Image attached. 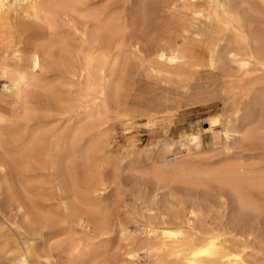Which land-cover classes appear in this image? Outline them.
<instances>
[{
	"label": "bare ground",
	"instance_id": "obj_1",
	"mask_svg": "<svg viewBox=\"0 0 264 264\" xmlns=\"http://www.w3.org/2000/svg\"><path fill=\"white\" fill-rule=\"evenodd\" d=\"M128 4L0 0V264H264V0ZM191 35L211 40L182 53ZM182 54L208 61L182 89L154 83L155 111L130 108L132 72ZM211 95L214 117L173 135L184 154L113 158L116 124Z\"/></svg>",
	"mask_w": 264,
	"mask_h": 264
},
{
	"label": "rangeland",
	"instance_id": "obj_2",
	"mask_svg": "<svg viewBox=\"0 0 264 264\" xmlns=\"http://www.w3.org/2000/svg\"><path fill=\"white\" fill-rule=\"evenodd\" d=\"M99 1L97 0V2ZM110 3L112 13L123 14L124 12V14H129V11L127 12V6L129 5L127 3V0H110ZM125 7H127V9ZM181 7L183 10L185 9L184 4L181 5ZM154 16L149 17L150 26L148 27L151 28V32L149 31L150 29H148L146 30V34L147 31L152 34L155 30H157L160 36V33H162L165 28L169 26L168 20L166 14H156V16ZM150 33L147 35H156L155 37H159L155 32V34L153 33L152 35H150ZM165 33L166 31L163 32V35H165ZM134 35L138 36V33H135ZM187 45V41H179V47L181 50H185V47ZM190 45L194 49L198 50H201L202 46H206L200 39H194V41H190ZM180 60L181 62L174 64L172 62H166L165 60H162L160 58H158L157 60L153 59L152 63L146 70L143 69L142 71H140V76H135V73L132 72L130 76L132 77L133 85L127 98L128 106L130 108L141 111H155L151 108V104L162 97L164 93L154 83L182 89L184 87V84L181 85L182 81L179 75H186V73L194 74V70H192L190 67L189 69H187V71H185V68L179 66L185 65L183 63L185 62V60L181 58ZM149 71L158 76L150 74ZM2 85L3 82L0 83V88L2 87ZM64 97L66 98V96ZM203 101L205 102L182 106V108H180L175 114L173 122L168 118L165 119L152 114L149 116V118H135V120L132 122H126L127 124H116L111 131V153L113 158L117 160L120 157L133 154L136 156H140L141 158L144 157L145 161L148 162V160L152 158V155L159 153L165 141L167 143H170L171 145V150L165 153L166 158H169L173 155L184 154L186 146H192L193 141L190 137L187 136L173 137V135H175L177 131L189 132L196 126H205L203 124L204 119L206 117H214V113L221 108V101L219 96L217 95L208 96ZM189 106L190 108H188ZM202 140L203 142L207 141L205 137H203ZM111 170L112 168L105 167V173L103 172V174L110 175V172H113ZM125 189L126 188L121 187V191L123 193L122 198L125 204L131 207L133 204V200L131 198L129 190ZM56 205V201H51L48 210L51 211V213L57 215L58 211L56 209ZM110 223L111 225H113L114 219H111ZM61 240L64 242L66 241L65 244H67L71 241V238L70 236H64L63 238H61Z\"/></svg>",
	"mask_w": 264,
	"mask_h": 264
},
{
	"label": "crops",
	"instance_id": "obj_3",
	"mask_svg": "<svg viewBox=\"0 0 264 264\" xmlns=\"http://www.w3.org/2000/svg\"><path fill=\"white\" fill-rule=\"evenodd\" d=\"M194 39H200L202 42H204V41H209V40H211V38L210 37H207V36H202V35H198V36H194V35H191L190 37H186V38H184L182 41H187L188 42V45L185 47V50H181L182 51V53H185V52H187L188 51V49H192L193 47H190L189 45H190V41H194ZM181 41V42H182ZM182 49H183V47H182ZM194 49V48H193ZM180 58L181 59H184L185 60V62H183L185 65H179V66H181L182 68H185V71H187V69H189L190 67L192 68V67H200V65H203L204 64V61L205 62H207L208 61V58H204V61H201V60H199L200 59V56L199 55H196L195 57L194 56H192V57H185V56H183V54L180 56ZM202 59V58H201ZM179 62H181V60L179 61ZM150 72V74H152V75H154V76H158V75H155L153 72H151V71H149Z\"/></svg>",
	"mask_w": 264,
	"mask_h": 264
}]
</instances>
